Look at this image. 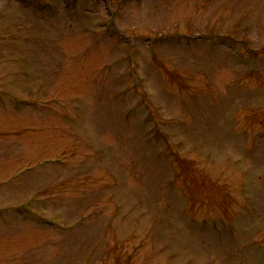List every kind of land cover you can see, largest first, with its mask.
<instances>
[{"label":"rangeland","instance_id":"1","mask_svg":"<svg viewBox=\"0 0 264 264\" xmlns=\"http://www.w3.org/2000/svg\"><path fill=\"white\" fill-rule=\"evenodd\" d=\"M0 264H264V0H0Z\"/></svg>","mask_w":264,"mask_h":264},{"label":"trees","instance_id":"2","mask_svg":"<svg viewBox=\"0 0 264 264\" xmlns=\"http://www.w3.org/2000/svg\"><path fill=\"white\" fill-rule=\"evenodd\" d=\"M159 65H160V63L158 62V61H156ZM162 69H165L164 67H162Z\"/></svg>","mask_w":264,"mask_h":264}]
</instances>
